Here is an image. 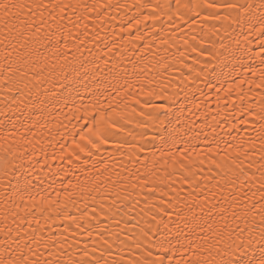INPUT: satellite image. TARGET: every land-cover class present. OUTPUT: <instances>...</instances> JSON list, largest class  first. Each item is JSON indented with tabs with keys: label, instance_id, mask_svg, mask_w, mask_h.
Listing matches in <instances>:
<instances>
[{
	"label": "snow or ice",
	"instance_id": "1",
	"mask_svg": "<svg viewBox=\"0 0 264 264\" xmlns=\"http://www.w3.org/2000/svg\"><path fill=\"white\" fill-rule=\"evenodd\" d=\"M0 264H264V0H0Z\"/></svg>",
	"mask_w": 264,
	"mask_h": 264
},
{
	"label": "bare ground",
	"instance_id": "2",
	"mask_svg": "<svg viewBox=\"0 0 264 264\" xmlns=\"http://www.w3.org/2000/svg\"><path fill=\"white\" fill-rule=\"evenodd\" d=\"M113 2L115 3L116 0H113ZM120 2L124 3H128V4H132V3H135V2H138V0H120ZM135 14V10H131V11H128L127 15L124 14V11L123 10H120V11H116L114 10L112 12V15L116 16L117 19L116 21H114L115 25H116V28H117V31H119V24L121 23V21L123 20L124 22H127L128 19ZM184 27V35H183V40H187L189 42V45H192V44H195V43H198L200 38L204 35V32L201 31V29H207L208 27V24L206 22H202L201 20H197V22L195 24H192L191 25V29H189V27L187 25L183 26ZM195 36L197 39L196 41H193L192 40V37ZM216 39H218V37H216ZM183 40H181L180 42H178L177 44V47L180 48V51H183L184 52V57H185V60L184 62L186 64H189L191 65L193 63V60L197 57V53L196 52H192L191 51V47H189L188 45H184L183 44ZM234 40H235V34H233V36L230 38V39H226L225 40V43H229V42H232V47L235 48L236 45L234 43ZM239 40H240V47H245V46H249V45H246L245 44V40H244V37L243 36H240L239 37ZM249 40H255V37H249ZM250 47L253 49V51H256L258 50L256 48V45L253 43L252 45H250ZM168 55H170L171 57H173V59H175V57H177L179 54L176 52V48H172L169 50V53ZM257 63H258V60H257ZM176 67L179 69L181 68V65L180 64H176ZM183 71H187V69H182ZM176 75H179V73H175ZM203 86V85H201ZM147 86L145 87V92L147 91ZM221 95H223L221 93ZM136 98H140V99H143L144 97L140 96L139 93L137 94V97ZM215 99V97H213V100ZM87 102V101H86ZM213 108H215V104L212 105ZM229 111H231V109H229ZM233 121H229V124H231ZM238 122V121H237ZM65 124H68V127L71 128L72 127V124H75L77 123L75 120H72L71 123H69V121H64ZM134 127V125H133ZM222 128L224 131H227V125H224L223 122H222ZM243 128L244 126H241V135H243ZM69 139V142L71 141V136L68 137ZM225 139H228L230 140L231 137H225ZM224 145L222 144L221 147H223ZM55 153L57 155H59L60 153V149H59V146L57 145V147L55 148ZM112 151L111 148L108 149L107 152H102L101 155L106 157L108 155V152ZM53 154V149H49V155L51 156ZM50 163L53 164V171H55V168L57 166H60L63 162L57 160L55 162H52L50 161ZM91 166V162H90V165ZM77 175H80L79 173H77ZM68 178H71L73 180V183L76 182L75 180V177H68ZM68 178H65V183H67V179ZM81 179H83V177L81 176ZM57 186H59V180H57ZM105 204L108 203V201H104ZM84 209V205L83 203H77L75 207H71L70 206V210L73 214L79 216L80 212L78 210H83ZM86 211H88L89 213H91V208L87 209ZM59 223V222H58Z\"/></svg>",
	"mask_w": 264,
	"mask_h": 264
}]
</instances>
